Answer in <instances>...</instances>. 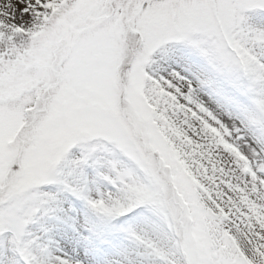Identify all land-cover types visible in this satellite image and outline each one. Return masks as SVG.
Listing matches in <instances>:
<instances>
[{
  "label": "snow or ice",
  "instance_id": "1",
  "mask_svg": "<svg viewBox=\"0 0 264 264\" xmlns=\"http://www.w3.org/2000/svg\"><path fill=\"white\" fill-rule=\"evenodd\" d=\"M0 264H264V0H0Z\"/></svg>",
  "mask_w": 264,
  "mask_h": 264
}]
</instances>
